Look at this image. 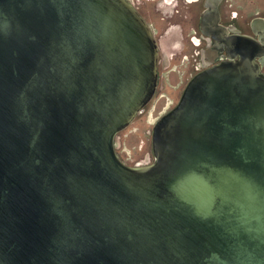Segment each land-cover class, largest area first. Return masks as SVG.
Returning a JSON list of instances; mask_svg holds the SVG:
<instances>
[{
	"label": "water",
	"instance_id": "95a60500",
	"mask_svg": "<svg viewBox=\"0 0 264 264\" xmlns=\"http://www.w3.org/2000/svg\"><path fill=\"white\" fill-rule=\"evenodd\" d=\"M226 44L132 166L159 56L136 5L0 0V264H264V74Z\"/></svg>",
	"mask_w": 264,
	"mask_h": 264
},
{
	"label": "flooded vegetation",
	"instance_id": "af4514ba",
	"mask_svg": "<svg viewBox=\"0 0 264 264\" xmlns=\"http://www.w3.org/2000/svg\"><path fill=\"white\" fill-rule=\"evenodd\" d=\"M131 1L143 15L138 6L143 0ZM256 1L247 0L250 5L245 8L236 0L235 4L233 0H158L155 8L163 14L161 18L167 21L160 35L143 15L153 30L159 48L155 94L162 69L169 73L183 71L188 78L187 85L198 72L208 66L230 57L235 59V51L228 52L226 44V40L234 35L249 37L256 43L254 59L264 74V7L261 10L250 9ZM259 4L262 7L264 0H259ZM165 51L169 58L165 59Z\"/></svg>",
	"mask_w": 264,
	"mask_h": 264
},
{
	"label": "rangeland",
	"instance_id": "374dc122",
	"mask_svg": "<svg viewBox=\"0 0 264 264\" xmlns=\"http://www.w3.org/2000/svg\"><path fill=\"white\" fill-rule=\"evenodd\" d=\"M157 1L144 0L138 6L152 24L156 33L160 35V32H163V28L167 25V21L161 18L163 14H160L155 8ZM236 1L241 3L245 8L250 5L246 2L247 0ZM233 3L235 4V0H233ZM255 3L250 9H263L264 5L261 7L259 0ZM177 44L180 47L179 40H177ZM165 53V59L169 58L168 53L166 51ZM160 79L157 93L145 107V110L127 128L117 134L115 140L116 150L122 160L129 165L135 166L153 162V127L168 110L178 103L188 80L183 71L169 73L165 69L160 70Z\"/></svg>",
	"mask_w": 264,
	"mask_h": 264
},
{
	"label": "crops",
	"instance_id": "0c3cea01",
	"mask_svg": "<svg viewBox=\"0 0 264 264\" xmlns=\"http://www.w3.org/2000/svg\"><path fill=\"white\" fill-rule=\"evenodd\" d=\"M144 1V0H143ZM143 13V12H142ZM148 13H151V12H148ZM145 16V14H143Z\"/></svg>",
	"mask_w": 264,
	"mask_h": 264
}]
</instances>
